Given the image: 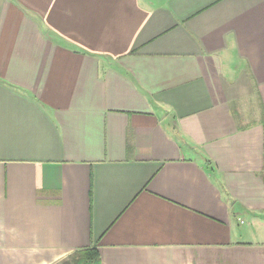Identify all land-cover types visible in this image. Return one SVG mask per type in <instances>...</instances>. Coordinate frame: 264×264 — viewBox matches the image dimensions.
<instances>
[{
  "label": "crops",
  "instance_id": "crops-1",
  "mask_svg": "<svg viewBox=\"0 0 264 264\" xmlns=\"http://www.w3.org/2000/svg\"><path fill=\"white\" fill-rule=\"evenodd\" d=\"M91 246L264 264V0H0V264Z\"/></svg>",
  "mask_w": 264,
  "mask_h": 264
},
{
  "label": "trees",
  "instance_id": "trees-1",
  "mask_svg": "<svg viewBox=\"0 0 264 264\" xmlns=\"http://www.w3.org/2000/svg\"><path fill=\"white\" fill-rule=\"evenodd\" d=\"M61 264H102L97 247L91 246L73 253Z\"/></svg>",
  "mask_w": 264,
  "mask_h": 264
},
{
  "label": "rangeland",
  "instance_id": "rangeland-1",
  "mask_svg": "<svg viewBox=\"0 0 264 264\" xmlns=\"http://www.w3.org/2000/svg\"><path fill=\"white\" fill-rule=\"evenodd\" d=\"M261 236H259V238H260ZM77 252V251H76ZM63 262V261H62ZM62 262H60L59 264H61Z\"/></svg>",
  "mask_w": 264,
  "mask_h": 264
}]
</instances>
